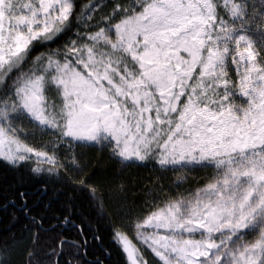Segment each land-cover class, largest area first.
I'll list each match as a JSON object with an SVG mask.
<instances>
[{
  "label": "snow or ice",
  "instance_id": "6c2138e0",
  "mask_svg": "<svg viewBox=\"0 0 264 264\" xmlns=\"http://www.w3.org/2000/svg\"><path fill=\"white\" fill-rule=\"evenodd\" d=\"M0 168V264H264V0H0Z\"/></svg>",
  "mask_w": 264,
  "mask_h": 264
},
{
  "label": "trees",
  "instance_id": "16d2710c",
  "mask_svg": "<svg viewBox=\"0 0 264 264\" xmlns=\"http://www.w3.org/2000/svg\"><path fill=\"white\" fill-rule=\"evenodd\" d=\"M0 172H3V169L2 168H0ZM0 220H3V213H0ZM5 224H6V221H4L3 223H0V229H2L5 226ZM114 259L118 260L119 258L116 257Z\"/></svg>",
  "mask_w": 264,
  "mask_h": 264
}]
</instances>
